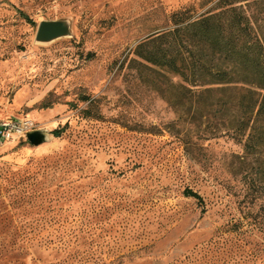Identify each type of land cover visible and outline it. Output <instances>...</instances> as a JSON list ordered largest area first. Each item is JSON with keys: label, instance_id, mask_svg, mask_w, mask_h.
I'll return each mask as SVG.
<instances>
[{"label": "rangeland", "instance_id": "374dc122", "mask_svg": "<svg viewBox=\"0 0 264 264\" xmlns=\"http://www.w3.org/2000/svg\"><path fill=\"white\" fill-rule=\"evenodd\" d=\"M217 1L0 0V123L49 135L0 143V264H264V139L246 152L233 113L135 55ZM42 22L68 35L38 42Z\"/></svg>", "mask_w": 264, "mask_h": 264}, {"label": "trees", "instance_id": "16d2710c", "mask_svg": "<svg viewBox=\"0 0 264 264\" xmlns=\"http://www.w3.org/2000/svg\"><path fill=\"white\" fill-rule=\"evenodd\" d=\"M181 22L140 44L135 55L178 78L176 95L182 92L192 108L233 113L232 126L226 130L236 133L234 140L244 142L246 152L259 148L264 139V0H218L194 20ZM157 41L163 46L158 52L139 53ZM75 92L83 97L85 89ZM62 97L49 92L23 111L51 110ZM63 132L55 130L52 135L60 137ZM186 195L203 204L198 194Z\"/></svg>", "mask_w": 264, "mask_h": 264}, {"label": "water", "instance_id": "95a60500", "mask_svg": "<svg viewBox=\"0 0 264 264\" xmlns=\"http://www.w3.org/2000/svg\"><path fill=\"white\" fill-rule=\"evenodd\" d=\"M68 35V30L60 22H42L36 32V41L50 42ZM26 140L33 146L39 147L49 141V135L44 130H36L26 134Z\"/></svg>", "mask_w": 264, "mask_h": 264}, {"label": "built area", "instance_id": "2783aa9c", "mask_svg": "<svg viewBox=\"0 0 264 264\" xmlns=\"http://www.w3.org/2000/svg\"><path fill=\"white\" fill-rule=\"evenodd\" d=\"M34 129L33 123L26 119L3 121L0 123V143L26 138V134Z\"/></svg>", "mask_w": 264, "mask_h": 264}]
</instances>
